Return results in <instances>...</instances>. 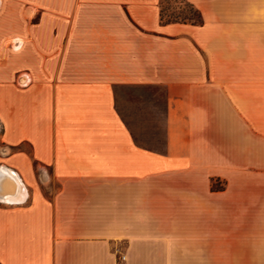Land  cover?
Here are the masks:
<instances>
[{"label": "crops", "instance_id": "1", "mask_svg": "<svg viewBox=\"0 0 264 264\" xmlns=\"http://www.w3.org/2000/svg\"><path fill=\"white\" fill-rule=\"evenodd\" d=\"M187 1L0 0V264H264V0Z\"/></svg>", "mask_w": 264, "mask_h": 264}, {"label": "rangeland", "instance_id": "2", "mask_svg": "<svg viewBox=\"0 0 264 264\" xmlns=\"http://www.w3.org/2000/svg\"><path fill=\"white\" fill-rule=\"evenodd\" d=\"M161 12L164 22L176 20L189 22L191 18H194V10L187 0H161ZM6 183L12 185L10 180H7ZM49 188L56 189L57 185H51Z\"/></svg>", "mask_w": 264, "mask_h": 264}, {"label": "bare ground", "instance_id": "3", "mask_svg": "<svg viewBox=\"0 0 264 264\" xmlns=\"http://www.w3.org/2000/svg\"><path fill=\"white\" fill-rule=\"evenodd\" d=\"M2 171L3 175L0 176V178L10 180V183H12V185H9L6 182L0 184L2 193H0V199L7 203H17L23 200V196L24 194H26V190L18 176L6 169H3Z\"/></svg>", "mask_w": 264, "mask_h": 264}, {"label": "trees", "instance_id": "4", "mask_svg": "<svg viewBox=\"0 0 264 264\" xmlns=\"http://www.w3.org/2000/svg\"><path fill=\"white\" fill-rule=\"evenodd\" d=\"M189 3V2H188ZM190 4V3H189ZM190 6L192 7V9L194 10V18H191L189 20V22L187 21H169V22H165V23H171V22H182V23H191V24H194V25H201L203 23V19H202V15L200 13L199 10H197L193 5L190 4ZM163 21V20H162ZM164 22V21H163Z\"/></svg>", "mask_w": 264, "mask_h": 264}, {"label": "built area", "instance_id": "5", "mask_svg": "<svg viewBox=\"0 0 264 264\" xmlns=\"http://www.w3.org/2000/svg\"><path fill=\"white\" fill-rule=\"evenodd\" d=\"M125 257L124 256H121L120 260L121 261H124Z\"/></svg>", "mask_w": 264, "mask_h": 264}, {"label": "water", "instance_id": "6", "mask_svg": "<svg viewBox=\"0 0 264 264\" xmlns=\"http://www.w3.org/2000/svg\"><path fill=\"white\" fill-rule=\"evenodd\" d=\"M0 175H3L2 171H0Z\"/></svg>", "mask_w": 264, "mask_h": 264}]
</instances>
